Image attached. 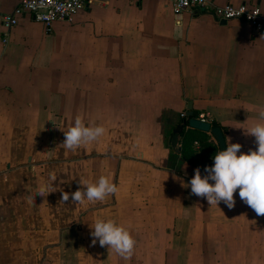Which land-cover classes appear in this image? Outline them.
I'll return each mask as SVG.
<instances>
[{"label": "crops", "instance_id": "1", "mask_svg": "<svg viewBox=\"0 0 264 264\" xmlns=\"http://www.w3.org/2000/svg\"><path fill=\"white\" fill-rule=\"evenodd\" d=\"M209 1L264 15V0ZM18 2L0 0V264H264V216L238 190L232 209L192 195L197 167L169 143L191 101L226 147L257 148L245 132L264 107V34L175 15L170 0H93L50 30L24 13L3 42L1 16ZM76 117L106 131L71 151L62 142ZM50 175L57 191L35 196ZM101 176L117 186L104 202L61 201ZM97 219L129 229L131 259L92 244Z\"/></svg>", "mask_w": 264, "mask_h": 264}, {"label": "clouds", "instance_id": "2", "mask_svg": "<svg viewBox=\"0 0 264 264\" xmlns=\"http://www.w3.org/2000/svg\"><path fill=\"white\" fill-rule=\"evenodd\" d=\"M105 131L103 126H86L80 117H76L74 125L64 131L65 139L62 145L67 150L76 151L81 146L97 141ZM245 134L255 137L257 148L241 152L240 143H229L226 150L218 151L214 155V163L211 166H205V175H201L199 167L195 169V175L189 182L191 194L205 198L210 205L223 202L227 208L232 209L236 204L234 194L238 190L240 200L258 216H264V107L259 109L258 120ZM55 181L56 176L50 175L35 196L39 194L46 199L50 193L57 191ZM79 183L82 187L71 194L62 191L61 201L67 202L71 196V201L78 204H84L85 200L94 204L104 202L117 191V186L106 176H101L95 183ZM90 227L93 245L98 240L101 247L107 246L121 258L131 259L136 241L128 228L112 219H97Z\"/></svg>", "mask_w": 264, "mask_h": 264}, {"label": "built area", "instance_id": "3", "mask_svg": "<svg viewBox=\"0 0 264 264\" xmlns=\"http://www.w3.org/2000/svg\"><path fill=\"white\" fill-rule=\"evenodd\" d=\"M93 0H19L12 11L1 16L3 27V42L7 41L9 30L18 23V17L24 13L41 22L46 30L57 20H71L73 15L91 3ZM173 13L179 15L184 11L195 14H207L217 21L238 19L251 24L258 31L264 27V15L254 3L213 4L209 0H170ZM181 118L188 121L186 112L180 113ZM201 120L207 121L204 114H199ZM189 127L188 122L184 128Z\"/></svg>", "mask_w": 264, "mask_h": 264}, {"label": "trees", "instance_id": "4", "mask_svg": "<svg viewBox=\"0 0 264 264\" xmlns=\"http://www.w3.org/2000/svg\"><path fill=\"white\" fill-rule=\"evenodd\" d=\"M193 116L198 117L199 115L194 111ZM187 122V119L180 118V123L185 125ZM211 126H219V124L211 121ZM222 130L224 131V128ZM195 141L199 143L197 147L194 145ZM205 152L212 153L213 157L218 152V146L210 139L209 133L194 128L182 131L180 154L185 162L200 167L201 164L209 162L204 156Z\"/></svg>", "mask_w": 264, "mask_h": 264}, {"label": "water", "instance_id": "5", "mask_svg": "<svg viewBox=\"0 0 264 264\" xmlns=\"http://www.w3.org/2000/svg\"><path fill=\"white\" fill-rule=\"evenodd\" d=\"M226 20H222L221 23H225ZM261 33L264 34V27L260 30ZM186 115L188 116V125L191 128L198 129L204 132H209L213 138L216 140L219 151L226 150V141L223 134L222 129L219 126H211V123L208 121L201 120L193 116L192 111V102L189 101L186 107ZM184 130V124L179 123L173 129L172 133L169 136V143L172 149L180 153L181 146L179 144V140L181 138V133ZM213 163H203L200 165L201 168H205V166H211Z\"/></svg>", "mask_w": 264, "mask_h": 264}, {"label": "rangeland", "instance_id": "6", "mask_svg": "<svg viewBox=\"0 0 264 264\" xmlns=\"http://www.w3.org/2000/svg\"><path fill=\"white\" fill-rule=\"evenodd\" d=\"M203 171H204V169L203 168H201ZM212 237H213V239L214 238H216L215 240H219V236L217 235V234H214V233H212ZM215 248V247H214ZM79 263H81V262H79ZM78 263V264H79ZM77 264V263H76Z\"/></svg>", "mask_w": 264, "mask_h": 264}]
</instances>
